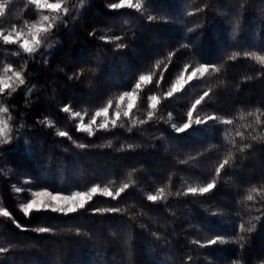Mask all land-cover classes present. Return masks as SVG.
<instances>
[{
    "label": "trees",
    "instance_id": "1",
    "mask_svg": "<svg viewBox=\"0 0 264 264\" xmlns=\"http://www.w3.org/2000/svg\"><path fill=\"white\" fill-rule=\"evenodd\" d=\"M119 1L88 0L54 28L49 51L30 55L0 39V75L11 67L24 79L0 91L21 135L0 140V209L10 213L0 216V264H264V64L252 56H264V0H137L139 9L113 10ZM37 17L33 4L6 0L0 30ZM201 64L208 72L166 96ZM141 75L149 82L136 89ZM135 90L128 116L91 134L77 128L73 112L88 121ZM189 111L191 127L177 132ZM94 186L114 196L71 213L20 208L35 190ZM216 236L224 242L210 245Z\"/></svg>",
    "mask_w": 264,
    "mask_h": 264
},
{
    "label": "rangeland",
    "instance_id": "2",
    "mask_svg": "<svg viewBox=\"0 0 264 264\" xmlns=\"http://www.w3.org/2000/svg\"><path fill=\"white\" fill-rule=\"evenodd\" d=\"M24 1L27 3L28 2L31 3L30 0H24ZM87 1L88 0H48V3H60L61 4V10L59 12L50 10L47 7L38 8L34 3H31L38 10V17L34 21L33 20L25 21L22 25H19L18 27L9 29L7 31L0 30V33H3L5 36H9V38L12 40H16L17 42L13 44H17L19 47L22 43L27 41V45L29 47H35L36 49L30 55H33L41 50L49 51L50 49H52V47L56 43L55 35L52 32L54 28L57 27L70 14L81 11L85 7ZM43 2L44 0H41V3ZM0 3H4L6 5V0L4 1L0 0ZM132 3L135 7V5L137 4V0H132ZM65 8L67 9V12L63 11V9ZM45 15L49 17L47 21L43 20V16ZM33 25H35V27H33ZM49 25H51V27H49ZM0 39L3 40L2 37H0ZM37 40L40 41L38 46L36 45ZM20 49L24 53L29 54L25 52L23 48L20 47ZM16 72L18 71H15L11 67H9L5 72H3L0 75V81L3 82L2 84H0V87L2 89L13 90L14 88L16 90L17 88L20 87L21 84H19L18 81L16 80V76H15ZM203 74L197 71V68L187 73L183 72L177 77V79L175 80L174 84L171 86V89L169 90L166 96H170L169 93H171L172 95V94H175L176 92H179L187 83H189L190 81L196 78L201 77ZM189 77H191V79H189ZM148 82L149 80H146L144 82L140 81L139 83L140 87L146 85ZM174 88L177 90L174 91L173 90ZM127 93H131V95L123 94L122 95L123 99H120L121 97L120 96L113 105H108V106L103 107V108H107V115H104L103 113L99 116L96 115L98 111L103 109L101 108L95 112L92 118H90L88 121H85L83 114L80 113V116H75L74 113L76 112H73L72 116L74 117L77 128L80 130V126L82 124L85 127H89L90 132H92L94 129H101V128H105L109 125L114 124L119 118L123 116L125 117L128 116L131 110L133 109L135 102L137 100V92L135 90V91L127 92ZM156 103H157L156 99L155 100L151 99L150 105L152 108H153V105H156ZM129 105H131L132 107L129 108ZM125 112H127L128 114L125 115L124 114ZM11 118L12 117L6 114V112L0 113V120L4 121L7 126L5 128V124H0V128L5 129L8 140H14L15 142H18L21 135L19 133V130H17V128L13 125ZM93 119H94V122H93ZM101 125H104V127H101ZM0 140L4 141V138L0 137ZM94 187H97V192L93 194L92 197L97 194L104 195V196H114L108 189L107 190L108 192L111 193V195L105 194L104 189L106 188H102L98 186H94ZM91 188H89L86 192H88ZM33 192H46V193H50L52 196H58V197H66V196H70L71 194H73V193L71 194L52 193V192H49L47 190H42V189L35 190ZM33 192H31L30 199L20 204V208L23 203H27L33 199H37L36 197L32 196ZM79 193H84V192H79ZM38 199L46 203L52 204L53 206H55L57 203H60V204L65 203L64 201H51L50 197L48 196H41ZM89 200L90 199L85 198L84 204ZM71 203L73 205H78L80 203V200L74 199ZM79 208L80 207H77V209ZM41 210H51V208H48V209L42 208Z\"/></svg>",
    "mask_w": 264,
    "mask_h": 264
},
{
    "label": "snow or ice",
    "instance_id": "3",
    "mask_svg": "<svg viewBox=\"0 0 264 264\" xmlns=\"http://www.w3.org/2000/svg\"><path fill=\"white\" fill-rule=\"evenodd\" d=\"M31 3H34L38 8H43V7H47L48 9L50 10H54V11H57L59 12L61 10V4L60 3H48V0H44L43 3H41V0H30ZM128 7V8H132L134 7L133 3H132V0H120L119 3H112L110 5V7L115 10V9H120V8H124V7ZM140 4L137 3L135 5V7L137 9L140 8ZM63 11L67 12V9H63ZM4 12H5V4L4 3H0V16H3L4 15ZM49 19L48 16H43V20L44 21H47ZM33 27H35V25H33ZM49 27H51V25H49ZM0 37L3 38V41L5 44H11V43H16L17 41L16 40H12L9 38V36H5L3 33H0ZM119 39V38H117ZM40 43V41H36V45L38 46ZM21 48H23V50L29 54L33 53L36 49L35 47H29L27 45V41H25L24 43H22L20 45ZM121 47H123V45H121ZM253 58L255 60H257L260 64H264V56H256L254 53L252 54ZM234 57H230V59H233ZM209 68L207 65H204V64H201L199 66V68H197V71H199L201 74L205 73V72H208ZM212 71L213 72H216V71H219V68H215L213 67L212 68ZM15 76H16V80L18 81L19 84H23L24 83V79L22 78V75L20 72H16L15 73ZM150 77L148 76H145V75H141L139 77V80L141 82H144L146 80H149ZM189 79H191V77H189ZM3 82L0 81V84H2ZM136 87L139 88L140 87V84H136ZM3 89L0 88V91H2ZM15 89L13 88V91ZM174 91L177 90V89H173ZM124 95H131V93H124ZM169 95H171V93H169ZM205 96L208 95V93H205L204 94ZM120 99H123V96L120 97ZM150 99L152 100H155L156 97H150ZM204 99V96H201L199 99H197L195 101V104H193L192 108L195 109L196 105H199L201 103V101ZM111 103V101H109V104ZM132 106L129 105V108H131ZM153 107H155V105H153ZM8 109L7 108H4V107H0V113H5L7 112ZM62 111L64 112H69L70 109L69 107H64L62 109ZM104 114V115H107V108H103L101 109L100 111H98L96 113L97 116L101 115V114ZM125 115H127L128 113L125 112L124 113ZM75 116H80V113L79 112H76L74 113ZM151 115V114H149ZM188 115V118H189V122H186V123H183V125L181 127H176V125H173V127L175 128V130L177 132H184L186 129H189L191 127V120H192V116H193V112L192 111H189L187 113ZM249 116H252L254 115V113L252 112H249L248 113ZM209 119H216V117H209ZM93 122H94V119H93ZM204 121L200 120V119H197L195 121V123L197 125H200L201 123H203ZM224 123H232L231 120H225ZM257 123H259V117H257ZM0 124H5L4 121L0 120ZM6 124H5V128H6ZM101 127H104V125H101ZM80 130L82 131H85V132H89V134H91L90 132V128L89 127H85L81 124L80 126ZM58 135L61 136V137H64L67 135L66 132L64 131H59L58 132ZM0 137H3L4 138V142L7 143L8 142V137H7V134H6V131L4 128H0ZM78 147L80 148H83L85 147V145H77ZM231 157H229L228 159H225L223 161V163L220 164L219 168L216 169V172H217V175H219V172H220V169L224 168L225 164L228 163V160L230 159ZM127 185H124L123 188L120 189V191H123L124 188H126ZM214 187V181L211 182V183H208L205 187H201L199 188V192L201 194L203 193H207L208 191H210L212 188ZM16 191H20L19 188L16 189ZM190 192H192L193 194H195L197 192V189L196 188H190L189 189ZM251 191H255V189H251ZM97 192V187H93L91 188L88 192H84V193H73L71 194L70 196H66V197H58V196H52L50 193H46V192H33L32 193V196L33 197H36L37 199H33V200H30L29 202L27 203H23L21 205V210L24 212L25 215H28L33 209H35L36 211H39L41 210L42 208L43 209H48V208H51V211L53 212H63V213H71V212H75L77 210V207H80V208H83L84 207V200L85 198L87 199H91L92 195L95 194ZM164 192V189L161 188L160 189V193L163 194ZM104 193L107 194V195H111L110 192H108L107 189H104ZM116 195H119V192L116 193ZM41 196H48L50 197L51 201H64L65 203L64 204H60V203H57L55 206H53L52 204H49V203H46L44 201H41L39 200L38 198L41 197ZM74 199H79L80 200V203L78 205H73L71 202L74 200ZM147 199L149 201H156L158 199V197L156 195H149L147 197ZM247 199L248 200H252L253 197L251 195H248L247 196ZM105 211H111V212H117L119 211V209H108V210H105ZM0 216H3V217H10V213L8 211H5L3 209H0ZM17 228H20L22 227L21 225L17 224L16 225ZM241 228V231H244V226L243 224H241L240 226ZM253 228H255V225L252 226V228H249L248 231H252ZM33 231L35 232H38V233H48L51 231L50 228H47V227H38V228H35L33 229ZM244 237H240V239H243ZM217 241L223 243V238L220 237V236H216L215 238L211 239L208 243L210 245H215L217 243ZM193 243H197L196 241H193ZM5 251L4 248H0V252H3Z\"/></svg>",
    "mask_w": 264,
    "mask_h": 264
}]
</instances>
